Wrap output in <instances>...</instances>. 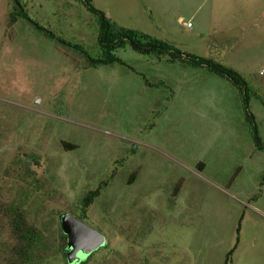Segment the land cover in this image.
<instances>
[{
    "label": "rangeland",
    "instance_id": "374dc122",
    "mask_svg": "<svg viewBox=\"0 0 264 264\" xmlns=\"http://www.w3.org/2000/svg\"><path fill=\"white\" fill-rule=\"evenodd\" d=\"M20 1L41 27L98 56L82 4ZM91 2L119 25L240 72L264 143V0ZM11 3L0 0V203L41 232L25 264L66 263L64 213L105 238L82 264H264V152L239 91L128 43L116 50L124 64L83 67L27 21L9 27ZM103 181L81 217V198ZM8 224L0 216V264H24Z\"/></svg>",
    "mask_w": 264,
    "mask_h": 264
},
{
    "label": "trees",
    "instance_id": "16d2710c",
    "mask_svg": "<svg viewBox=\"0 0 264 264\" xmlns=\"http://www.w3.org/2000/svg\"><path fill=\"white\" fill-rule=\"evenodd\" d=\"M82 4L85 9L93 16L97 29V43L99 54L93 57L86 48L80 44L72 43L56 35L53 31L41 27L33 21L24 5L20 0H12V9L7 15V25L12 27L18 20H25L32 24L38 31L44 33L46 38L53 41L66 55H69L73 61L80 60L83 67L96 68L100 65H114L115 63L124 64L123 60L117 56L116 50L124 47L127 43L131 48L143 55H153L159 61L175 62L179 61L185 66L205 69L228 80L240 93L245 108V117L248 123L252 124V136L255 148L264 152V143L259 138L255 129L253 115L248 111V98L255 91L246 78L231 66L223 63L221 60L209 56H197L180 51L173 43L153 37L141 30L125 27L113 21L104 11L96 8L91 0H74ZM64 147L71 148V145L63 144ZM200 167V166H199ZM107 181L101 182L98 187L90 190L81 198V217L87 207L93 202L95 197L105 187ZM0 216H4L10 226V234L16 239V245L11 252L26 263L27 253L40 241L41 232L34 226L27 223L21 209L14 204L3 205L0 203ZM59 248L66 258V236L59 233ZM91 254V253H90ZM87 256V258L90 256ZM229 253L227 254L228 257ZM84 257V256H83ZM84 259L70 264H82ZM65 264H69L67 261Z\"/></svg>",
    "mask_w": 264,
    "mask_h": 264
},
{
    "label": "water",
    "instance_id": "95a60500",
    "mask_svg": "<svg viewBox=\"0 0 264 264\" xmlns=\"http://www.w3.org/2000/svg\"><path fill=\"white\" fill-rule=\"evenodd\" d=\"M60 230L66 236V261L78 262L105 243L102 234L69 213L60 217Z\"/></svg>",
    "mask_w": 264,
    "mask_h": 264
},
{
    "label": "built area",
    "instance_id": "2783aa9c",
    "mask_svg": "<svg viewBox=\"0 0 264 264\" xmlns=\"http://www.w3.org/2000/svg\"><path fill=\"white\" fill-rule=\"evenodd\" d=\"M190 23H188L187 25H189Z\"/></svg>",
    "mask_w": 264,
    "mask_h": 264
},
{
    "label": "crops",
    "instance_id": "0c3cea01",
    "mask_svg": "<svg viewBox=\"0 0 264 264\" xmlns=\"http://www.w3.org/2000/svg\"><path fill=\"white\" fill-rule=\"evenodd\" d=\"M188 24V23H187ZM201 167V165H199Z\"/></svg>",
    "mask_w": 264,
    "mask_h": 264
}]
</instances>
